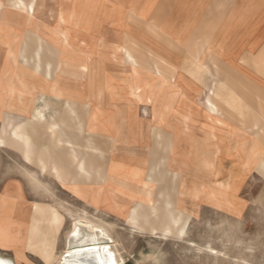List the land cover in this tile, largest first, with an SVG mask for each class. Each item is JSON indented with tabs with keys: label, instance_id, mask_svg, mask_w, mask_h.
Wrapping results in <instances>:
<instances>
[{
	"label": "crops",
	"instance_id": "crops-1",
	"mask_svg": "<svg viewBox=\"0 0 264 264\" xmlns=\"http://www.w3.org/2000/svg\"><path fill=\"white\" fill-rule=\"evenodd\" d=\"M51 7H85L91 12L83 15L85 19H93L95 12L94 19H101L109 29L100 35L101 40L106 39L100 48V58L86 61L89 69L85 77L76 78L83 71L79 64L70 63L68 73V99L77 105V114L69 116L70 135L76 136L77 145L82 141L78 137L84 134L86 157L103 163L107 171L99 197H96L97 184L87 182L95 192L92 199L85 200L92 207L125 217L137 203L149 206L158 198L163 200L159 197L162 189L177 204H183V194L175 196L182 192L183 165L188 164L190 150L201 168H211L214 178L219 175L224 158L230 161L243 157L247 158L245 165L251 164L254 141L264 151V0H53ZM7 24L11 21H3L2 35L12 31ZM109 24L113 26L111 29ZM91 34L80 33L79 39L97 38ZM30 36L26 39L33 45L36 37ZM141 40L154 46L147 48L153 55H165L166 61L182 52V64L175 67L172 62L159 63L162 71L159 72L153 63V66L137 64L138 67L133 63L110 65L103 57L126 55L127 47L140 61L145 50L141 48ZM2 43L0 79L7 71L6 45ZM195 57L197 64L192 65L190 61ZM18 62L24 65L20 58ZM109 66L113 75L108 73ZM193 71L195 76L191 74ZM41 76L44 80V73ZM27 81L26 88L20 87L26 90L21 89V94L15 96L22 108L27 103L24 92L31 90L32 80ZM39 84L46 88L48 83ZM4 85H0L1 110L13 99L8 89L4 92ZM136 85L143 87V101L132 94L131 87ZM48 86L50 89L51 83ZM207 88L209 91L204 93ZM210 98L220 104L222 112L208 110ZM35 99L34 96L30 114L36 106ZM123 101L128 104L125 112L119 106ZM141 105H151L149 115L139 111ZM82 120L86 132L81 127ZM1 132L0 128V135ZM90 136V141H86ZM4 149L14 150L8 146ZM20 157L25 160L21 153ZM157 165H163L162 169L170 171L169 174L162 177L164 170L159 173ZM152 166L157 167L156 176L150 174ZM173 171L181 175L179 183ZM95 199L99 200L97 206L93 203ZM150 218H154V213ZM156 227L163 230L162 226Z\"/></svg>",
	"mask_w": 264,
	"mask_h": 264
},
{
	"label": "bare ground",
	"instance_id": "bare-ground-1",
	"mask_svg": "<svg viewBox=\"0 0 264 264\" xmlns=\"http://www.w3.org/2000/svg\"><path fill=\"white\" fill-rule=\"evenodd\" d=\"M45 1L0 0V20L11 21V24L7 25L12 29L9 33L7 31L6 35H2L4 29L0 26V36L5 37V39L0 38V43L5 40L2 44L6 45L7 55V71L3 73L0 85L5 84L4 92L8 89L11 96L17 93L21 94L20 86L27 87V79L33 80V77L37 79L30 82L31 93L44 90V87L38 83L43 79L39 77L42 73L45 75L44 80L47 79L46 77L53 79V76L56 75L54 84H57L62 75H68L70 68L67 57L64 61L57 62L58 55H60V52L58 54L57 51L58 47L64 48L62 49L63 53L73 52L70 47L78 42L77 48L86 47L89 50L92 46L88 43L89 41L79 39L80 33H91L99 31L101 28L98 19L83 17L84 14L91 15V12L85 7L50 8L49 13L54 19H52V23H49L50 19H43L46 17H41L38 13L39 9L43 8ZM113 25L115 26V23ZM25 35L26 37L35 36V43L30 45L28 39L22 40ZM100 41H96L94 44L100 45ZM142 51L141 54L146 57V62L153 58L155 60L153 64L159 72H162L158 64L166 62L147 49ZM125 53L128 61H124L125 63H133L136 66L141 64V60H137V55H133L132 50L126 47ZM19 58L23 59L25 66L18 64ZM116 58L117 56H114V59ZM140 58L144 59L142 56ZM190 62L192 65L197 64L195 60ZM26 66L31 69V72H28ZM88 67L87 64H83L80 67L83 71L77 74L76 78H84ZM137 67L134 69L136 73H138ZM72 68L74 69V66ZM195 72L193 71L191 74L195 76ZM54 87L53 84L50 86V90L54 94L52 97L44 93H41L40 97H36L35 104H39L34 107L29 117L21 119V115L15 114L14 110L4 114L0 145L19 151L26 162L36 166L43 173L55 176L63 189H67L84 200L94 197L93 187L91 188L87 182L90 184L95 182L94 184H97L96 197H99L102 192L101 184L107 177L105 165L101 162L91 161L86 157L84 143L79 146L74 144L76 136L73 133L70 135L69 116L77 114V105L74 101H69L63 88ZM131 88L133 96L143 101L141 95L143 87L136 85ZM0 93L3 96L2 90ZM46 100L57 104L62 103L65 106V114L57 113V118L53 116V121L50 122L45 112L50 109V105L45 103ZM1 103L2 97H0ZM219 105L210 98L206 107L212 113H219L222 112ZM231 105L234 108L233 103ZM235 106L236 109L239 108V105ZM67 110L70 112L68 113ZM71 121H74L72 117ZM91 137L86 141H90ZM260 149V145L254 141L251 154L259 155L256 169L264 175V151ZM166 151L168 150L166 149ZM157 166L161 169L159 173L162 174L163 165ZM156 168L152 166L150 174L156 176ZM169 172L165 169L161 176H167ZM29 174L34 191L43 189L50 192L49 186L37 179L33 173ZM172 174L177 176L178 173L173 171ZM149 178L153 179L151 175ZM14 183L16 184L15 190L11 189L10 184L4 186L0 192V248L10 250L14 254L9 256L0 251V264H32L28 253L37 255L45 264H127L121 252L120 242L116 240L110 227L103 221L92 218L85 210L73 211L64 202H56L54 199L51 203L39 200L28 201L24 198L21 182L14 181ZM221 195L225 196L223 193ZM159 197L163 200L158 198L154 204L152 202L149 206L135 204L127 215V223L132 227L146 230L140 221L144 220L145 224L152 227L151 233L156 232L158 229L156 224H158L159 227L162 226L164 236H174L180 241L186 239L192 213L178 208L174 199L165 189L160 191ZM93 203L97 206L99 200L95 199ZM160 210L163 212L158 215ZM150 213H154L153 219L150 218ZM67 221L70 222V225L64 234L63 248L58 252L60 233ZM188 245L193 247L198 254L209 253L215 257L227 255L226 252L223 253L210 244L200 246L194 241H189ZM243 261L248 263L246 259Z\"/></svg>",
	"mask_w": 264,
	"mask_h": 264
},
{
	"label": "rangeland",
	"instance_id": "rangeland-1",
	"mask_svg": "<svg viewBox=\"0 0 264 264\" xmlns=\"http://www.w3.org/2000/svg\"><path fill=\"white\" fill-rule=\"evenodd\" d=\"M52 2L53 0H46L43 3V8L39 9L38 12L41 17H46L43 19H50L49 23H52V19H54L49 13V9L53 8L51 7ZM95 15L97 14L94 12L93 19ZM3 21L4 20H0V26H2ZM98 21H100L101 28L99 31L91 32V35L97 38L88 42L92 46L89 50H87L86 47L77 48L76 45L78 42H76L75 46L70 47V50L75 53L74 56L72 55L73 53H63L62 49L64 48L59 46L60 55H58V60L64 61L65 57H67L68 63L76 64V66L77 64H86V61L90 63L94 58L98 60L100 58L99 54L101 53L100 48L106 42V39H100V35L102 31L107 32L109 30L105 22H102L101 19H98ZM109 26L110 29L113 27L110 24ZM2 27H4V25ZM99 40H101L100 45L94 44ZM140 45L141 48L144 49L154 48V46L142 40L140 41ZM3 48L4 47L0 44V53ZM109 52H111V49ZM141 56L144 58L140 61L142 64L146 62L147 59L145 56ZM156 56L166 63L172 62L175 64V67H178L183 62L182 52L177 57H171L172 59H169L168 56L169 60L167 61L164 59L165 55L163 57L161 55ZM197 56L199 57V55ZM103 57L106 58L110 65L112 62L115 64H124V58L125 61H127V57L124 54L118 55L116 59H114L112 55ZM20 59L23 60L22 58ZM194 60L198 61V58L195 57ZM154 61L153 58H150L145 64L153 66L152 63ZM18 64L20 65L21 63L18 62ZM109 67L110 71H108V73L113 75L111 70L112 67ZM28 72L31 71L29 70ZM41 75H39L40 78H42ZM55 77L56 75L53 76V79L48 77L46 80L38 82L48 83L44 90H38V94L35 92L31 93V91L24 92L23 99L25 103L27 102L28 104L26 103V106L23 108L20 100L15 97L18 93L14 94L12 96L13 99L10 98L11 102L8 103L7 106L5 105L6 107L3 106L2 110L0 109V128L2 129V119L5 113H11L14 110L15 114L21 115V119L29 117L31 115L29 111L34 96L40 97L41 93H44L52 97L54 94L52 90L49 89L48 85L50 83L51 85H55L54 88H63L68 95V75H62L57 84H54ZM35 79L37 78L35 77ZM35 79L33 77L32 81H35ZM173 79L175 80V77ZM25 88L20 89L26 90ZM208 91L209 88H207L204 93ZM122 93L124 94V91H122ZM123 102L124 103L119 106L122 111L125 112L128 104L126 103L127 101ZM45 103L50 105V109L45 110L46 116L50 122L53 121V116L57 118V113L65 114L66 112L65 106H63L62 103L57 104L56 102H50L48 100H46ZM38 104L39 103H37L36 106ZM151 105L147 107L141 105L138 106V109L141 113L149 115L151 112ZM81 122L83 132H86L85 121L82 120ZM78 138L82 139V141L77 144L79 146L84 143V134ZM1 147L0 145V192H2L4 186L10 184L11 189L15 190L16 184L14 182H6V179H12V181L18 180L17 182H22L23 195L28 201L39 200L45 203H51L54 199L56 202H64L65 205L73 211H87L92 218L103 221L110 227L113 236L121 244V252L127 264H264V175L256 169L260 158L259 155L252 156L251 164L248 163L246 165L245 162L247 158H233L234 160L230 158V161L224 158L220 162L219 175H217V178H214L211 168L206 166L204 169L201 168L200 164L194 158L193 151L190 150L188 152V164H186V166L183 165L185 173L182 177L183 180H181L183 182L182 192L180 194L178 191L175 196L177 198V196L179 197V195L183 194V204L180 202L177 204V202L174 201L178 208L185 210L187 213H192V217L187 229L186 239L180 241L174 236H164L163 230L158 231L157 229L155 233H151L152 227L145 224L144 220L140 221L146 230L130 226L127 223V215L125 217L113 216L101 208L92 207L83 198L75 194H72L74 196L70 195L67 189L63 190L61 184L54 182L53 175L43 173L36 166L22 160L19 151H6L4 147ZM29 173H33L37 179L49 186L50 192L43 189L34 191L32 189L33 186ZM174 177L176 178L175 181L179 183L181 175ZM217 179H220L219 182L216 181ZM221 193L225 194V196L223 197ZM162 212L163 211L160 210L158 215ZM69 225L70 222L67 221L61 230L57 247L58 252L63 248L64 234L69 228ZM189 241H194L200 246L210 244L217 250L223 253L226 252L227 255L215 257L209 253L198 254L193 247L188 245ZM0 251L9 256L14 255L10 250L0 249ZM28 257L32 264H45L43 260L35 254L28 253ZM244 259L248 260V263L244 262Z\"/></svg>",
	"mask_w": 264,
	"mask_h": 264
}]
</instances>
